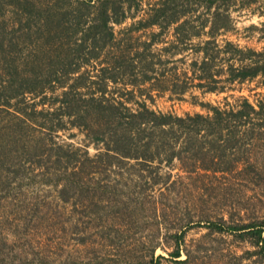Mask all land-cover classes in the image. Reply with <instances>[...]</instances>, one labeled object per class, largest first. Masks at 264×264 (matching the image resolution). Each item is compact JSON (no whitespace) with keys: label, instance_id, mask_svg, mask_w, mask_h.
<instances>
[{"label":"rangeland","instance_id":"1","mask_svg":"<svg viewBox=\"0 0 264 264\" xmlns=\"http://www.w3.org/2000/svg\"><path fill=\"white\" fill-rule=\"evenodd\" d=\"M118 1L134 11L158 0ZM251 7L264 10V0ZM233 16L236 29L219 42L263 50L249 27L264 18L250 9ZM94 17L87 0H0V264H148L159 255L177 264L170 252L179 245L191 264H264L251 244L208 226L264 218L263 140L256 147L248 136L235 142L227 130L174 120L208 117L243 97L264 101V74L200 80L194 49L171 58L170 42L155 45L154 73L120 55L152 39L153 30L132 26L140 17L113 24L116 40L93 48L84 38ZM34 70L36 82L27 76ZM115 103L107 124L103 106ZM143 104L171 116L169 126Z\"/></svg>","mask_w":264,"mask_h":264},{"label":"trees","instance_id":"2","mask_svg":"<svg viewBox=\"0 0 264 264\" xmlns=\"http://www.w3.org/2000/svg\"><path fill=\"white\" fill-rule=\"evenodd\" d=\"M91 1L87 0L90 9L93 10L96 25H92L94 33L90 35L91 37L88 34L84 40H91L93 48H96V43L101 38L107 37L109 40H116L113 24H122L128 18L136 19L140 17L132 26L137 25L135 29L137 32L142 30L148 33L149 29L153 30L151 31L152 39L150 41L149 38L146 39L142 49L127 48L121 50L123 53L120 55L126 58L132 54V60L136 64L146 65L149 71L157 72L154 68L156 64L154 61V58H156L155 45L170 42L167 47L163 48V51H166L171 58L189 52L192 48L194 49L196 60L191 62L190 68L196 71L194 67H197L202 72L201 75H198L200 80L214 79L215 75L228 72L229 77L227 79L229 83L235 81L245 82L264 74V47L263 50L257 51L251 47L240 46L230 40H225L222 44L219 42V37L222 34L236 29L237 21L233 16L235 12L250 9L251 14L264 18V10L260 11V9L251 7L252 2L258 0H158L148 8L140 9L136 7L134 11H132V5L127 4L125 1L102 0L98 4H91ZM153 28H158V31ZM249 28L259 31L261 39L264 40V20L260 22V25L253 24ZM130 30L132 29L130 28ZM225 54H230V58L235 61L230 63V59L229 63H223V65L220 57ZM97 55H93L89 61L95 59ZM226 65L228 66L227 70H225ZM212 71H215V73ZM52 74H54V71L49 70L48 75ZM183 75L186 78L189 77L186 72ZM27 76H31V80L35 82L38 78L35 70L29 72ZM26 90L28 91H24V94L25 92H31L29 90L33 89ZM186 90V88H183L181 93H185ZM208 90L218 91L219 89L210 87ZM142 106L144 111L154 116V120L159 121L161 127L169 126L171 116L157 115L146 104ZM103 108L109 113L107 124H111L115 111L119 109V106L115 103L103 106ZM211 111L212 115L208 117L196 115L187 116L186 118L178 117L174 120H176L178 126H182L183 123L189 120L193 121L194 126L198 122L201 123L202 127H197V132L205 129L214 133L216 131L221 135L224 130H227L228 134L235 139V142L240 140L239 136H248L254 146L257 147L261 140L264 144V101L254 104L248 98L243 97L241 104L230 105L229 108L214 106ZM138 115L137 113L136 116ZM250 159L252 162L249 163V167L255 169L257 159L255 156H249L248 161ZM208 226H210L211 232L233 234L241 241L251 244L255 249L250 251V254H256L264 259V218L253 222H244L242 218L235 219L232 217L230 221L221 218ZM183 252H185L186 258L180 259ZM170 257L177 264L192 263L191 254L181 248L180 245L170 252ZM161 259L166 258L163 255L156 258L152 256L148 264H161Z\"/></svg>","mask_w":264,"mask_h":264}]
</instances>
